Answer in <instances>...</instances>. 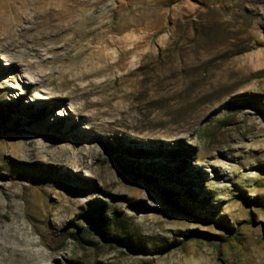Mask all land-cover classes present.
Segmentation results:
<instances>
[{"label":"rangeland","instance_id":"obj_1","mask_svg":"<svg viewBox=\"0 0 264 264\" xmlns=\"http://www.w3.org/2000/svg\"><path fill=\"white\" fill-rule=\"evenodd\" d=\"M0 264H264V0H0Z\"/></svg>","mask_w":264,"mask_h":264},{"label":"trees","instance_id":"obj_2","mask_svg":"<svg viewBox=\"0 0 264 264\" xmlns=\"http://www.w3.org/2000/svg\"><path fill=\"white\" fill-rule=\"evenodd\" d=\"M147 178H151V179H154L155 177L153 176V173L152 172H149V175L147 176ZM169 193V196H170V201L172 203H176L175 200H174V192L173 190L169 189V191L167 192ZM96 207V206H95ZM95 210L97 211V216L95 217L94 214H93V211L92 210H88L86 211V214L85 216L88 218V220L90 221V223L93 225V227L96 228L97 231L99 230H102L101 232V235L102 237L105 239V240H111V239H114L116 241H124L125 237L124 236H120V235H116V233H113V236H110L108 233H109V229L111 228V225L114 223L120 225V226H123L124 224V220L123 218H119L117 217V220H115L113 223L110 219L107 218L104 210L105 208L103 206H97L95 208ZM75 239H79L80 241H85V238L81 235H78V237L75 236ZM131 247H136V246H131Z\"/></svg>","mask_w":264,"mask_h":264}]
</instances>
